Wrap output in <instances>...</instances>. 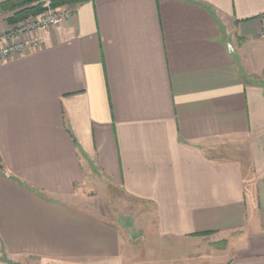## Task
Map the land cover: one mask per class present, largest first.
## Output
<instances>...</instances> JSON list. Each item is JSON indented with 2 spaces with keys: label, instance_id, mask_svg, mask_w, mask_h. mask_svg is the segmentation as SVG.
I'll return each instance as SVG.
<instances>
[{
  "label": "crops",
  "instance_id": "1",
  "mask_svg": "<svg viewBox=\"0 0 264 264\" xmlns=\"http://www.w3.org/2000/svg\"><path fill=\"white\" fill-rule=\"evenodd\" d=\"M71 7L0 61V264H137L92 174L152 211V259L264 264V0Z\"/></svg>",
  "mask_w": 264,
  "mask_h": 264
},
{
  "label": "rangeland",
  "instance_id": "2",
  "mask_svg": "<svg viewBox=\"0 0 264 264\" xmlns=\"http://www.w3.org/2000/svg\"><path fill=\"white\" fill-rule=\"evenodd\" d=\"M37 2L41 3L43 10L20 21L31 20L36 15L45 12L53 13L58 10H70L71 6L76 4L61 3L54 5L51 0H37ZM37 2L34 1L29 4H36ZM80 192L78 199L81 201V204L95 209L100 216L108 221L123 224L124 227L130 230V234H134L135 237L130 238L129 249L131 255L135 258V263L144 264L145 261L147 264H151L152 262L155 264L163 263L164 260L160 257L152 259L153 254L145 245L149 234L152 235L155 231L152 224L153 213L144 206L143 202L128 196L120 188L95 174L85 178ZM144 240L146 241L144 242ZM137 260L139 261L136 262ZM23 261L34 264L36 259L25 258Z\"/></svg>",
  "mask_w": 264,
  "mask_h": 264
},
{
  "label": "built area",
  "instance_id": "3",
  "mask_svg": "<svg viewBox=\"0 0 264 264\" xmlns=\"http://www.w3.org/2000/svg\"><path fill=\"white\" fill-rule=\"evenodd\" d=\"M70 10H58L53 13H42L36 15L31 20L18 25L15 29L8 31L4 36L0 37V61L11 56L24 53L29 46H38L41 41L37 38L30 39L29 42H22L13 39L14 34L27 32L30 34L38 27H46L48 25H56L60 18L69 15ZM13 39V40H12Z\"/></svg>",
  "mask_w": 264,
  "mask_h": 264
},
{
  "label": "trees",
  "instance_id": "4",
  "mask_svg": "<svg viewBox=\"0 0 264 264\" xmlns=\"http://www.w3.org/2000/svg\"><path fill=\"white\" fill-rule=\"evenodd\" d=\"M37 0H4L3 6L6 10L10 12L8 21L14 23L22 19L27 18L28 16L35 15L43 10L41 3L29 4ZM52 4H78L87 0H51Z\"/></svg>",
  "mask_w": 264,
  "mask_h": 264
}]
</instances>
